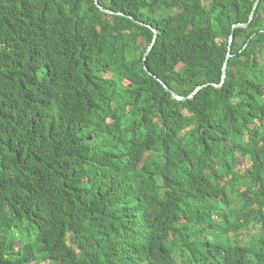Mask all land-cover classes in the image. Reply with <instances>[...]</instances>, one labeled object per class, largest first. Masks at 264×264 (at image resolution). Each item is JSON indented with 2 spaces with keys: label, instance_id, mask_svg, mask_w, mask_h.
Segmentation results:
<instances>
[{
  "label": "trees",
  "instance_id": "trees-1",
  "mask_svg": "<svg viewBox=\"0 0 264 264\" xmlns=\"http://www.w3.org/2000/svg\"><path fill=\"white\" fill-rule=\"evenodd\" d=\"M98 2L0 0V264H264V0Z\"/></svg>",
  "mask_w": 264,
  "mask_h": 264
},
{
  "label": "water",
  "instance_id": "water-1",
  "mask_svg": "<svg viewBox=\"0 0 264 264\" xmlns=\"http://www.w3.org/2000/svg\"><path fill=\"white\" fill-rule=\"evenodd\" d=\"M96 1V4L97 6H99L101 9L105 10L98 2V0H95ZM259 0H257L256 4H255V8L257 7V4H258ZM254 8V9H255ZM108 11V10H107ZM111 12V11H110ZM254 13V11H253ZM253 13L251 14V19L253 17ZM248 23H244V24H238V25H234V29H233V33L231 34V37H230V44H229V48H228V55H227V58L225 60V63H224V68H223V77H222V82L220 84H216V86L220 87L223 85L225 79H226V69H227V66H228V63H229V59L230 57L232 56V44H233V39H234V30L237 26H247ZM151 27V26H150ZM151 29L154 31V39H153V42L152 44L150 45V47L148 48L146 54H145V61L148 57V55L150 54V52L152 51L154 45H155V42L157 40V30L154 29L153 27H151ZM158 80L164 85V87L167 89V90H171L161 79L158 78ZM202 87L204 86H199L191 95L193 96L194 94H196ZM172 94L177 98V99H185V97L183 96H180L178 94H176L175 92L172 91Z\"/></svg>",
  "mask_w": 264,
  "mask_h": 264
}]
</instances>
